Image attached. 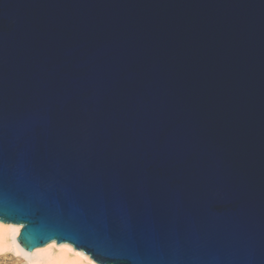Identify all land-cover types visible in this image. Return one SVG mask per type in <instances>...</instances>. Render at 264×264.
Returning <instances> with one entry per match:
<instances>
[{
	"label": "water",
	"instance_id": "1",
	"mask_svg": "<svg viewBox=\"0 0 264 264\" xmlns=\"http://www.w3.org/2000/svg\"><path fill=\"white\" fill-rule=\"evenodd\" d=\"M0 221L97 264H264V0H0Z\"/></svg>",
	"mask_w": 264,
	"mask_h": 264
},
{
	"label": "bare ground",
	"instance_id": "2",
	"mask_svg": "<svg viewBox=\"0 0 264 264\" xmlns=\"http://www.w3.org/2000/svg\"><path fill=\"white\" fill-rule=\"evenodd\" d=\"M21 226L15 224H8L0 221V247L5 249L11 248L14 251L19 250L21 252H27L26 259L28 264H96L89 256L75 255V251L68 244H63L59 247L58 251L52 247L55 242H50L46 246L34 249L32 252L25 250L17 238L21 230ZM19 229V233H17ZM10 236L13 237V241L10 242ZM71 248L72 252H68L67 249ZM74 252V256L72 253ZM23 255V254H22Z\"/></svg>",
	"mask_w": 264,
	"mask_h": 264
},
{
	"label": "rangeland",
	"instance_id": "3",
	"mask_svg": "<svg viewBox=\"0 0 264 264\" xmlns=\"http://www.w3.org/2000/svg\"><path fill=\"white\" fill-rule=\"evenodd\" d=\"M12 241H13V237L10 236V242H12ZM64 244H66V243H64ZM61 245H63V244H57L56 243L54 249L56 251H58V249H59V247ZM68 245L70 247H72L75 252H80L83 255H87V254H85L84 252H82L80 250H76L72 245H70V244H68ZM72 256H74V252L72 253ZM0 264H28V260L26 259V257L24 255L16 256L15 255V251L13 250L12 252H7V253H5L3 255H0Z\"/></svg>",
	"mask_w": 264,
	"mask_h": 264
},
{
	"label": "snow or ice",
	"instance_id": "4",
	"mask_svg": "<svg viewBox=\"0 0 264 264\" xmlns=\"http://www.w3.org/2000/svg\"><path fill=\"white\" fill-rule=\"evenodd\" d=\"M17 233H19V229H17ZM52 247H55V244H53ZM12 251H13V249H11V248H7V249H5V248H3V247H0V255H3V254H5V253H7V252H12ZM67 251H68V252H72V249H71V248H68ZM23 253H27V252H23ZM15 255H16V256H21V255H22V252L19 251V250H16V251H15ZM27 255H28V253H27ZM75 255H76V256H80L81 253H80V252H76ZM58 264H60V262H58Z\"/></svg>",
	"mask_w": 264,
	"mask_h": 264
},
{
	"label": "clouds",
	"instance_id": "5",
	"mask_svg": "<svg viewBox=\"0 0 264 264\" xmlns=\"http://www.w3.org/2000/svg\"><path fill=\"white\" fill-rule=\"evenodd\" d=\"M22 254H23L25 257H27V253H23V252H22Z\"/></svg>",
	"mask_w": 264,
	"mask_h": 264
}]
</instances>
